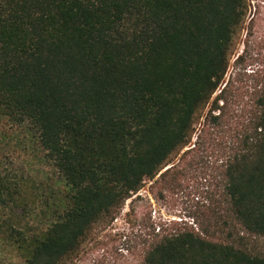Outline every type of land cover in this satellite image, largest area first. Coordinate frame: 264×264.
Here are the masks:
<instances>
[{
    "label": "trees",
    "instance_id": "16d2710c",
    "mask_svg": "<svg viewBox=\"0 0 264 264\" xmlns=\"http://www.w3.org/2000/svg\"><path fill=\"white\" fill-rule=\"evenodd\" d=\"M250 8L0 0V125L20 129L49 171L30 205L0 183V208L30 207L44 221L33 228L14 214L0 227L23 264L73 263L148 181L189 170L217 142V205L196 227L148 238L141 264H264L245 240L264 238V75L244 105L227 81ZM252 29L236 59L244 70Z\"/></svg>",
    "mask_w": 264,
    "mask_h": 264
},
{
    "label": "rangeland",
    "instance_id": "374dc122",
    "mask_svg": "<svg viewBox=\"0 0 264 264\" xmlns=\"http://www.w3.org/2000/svg\"><path fill=\"white\" fill-rule=\"evenodd\" d=\"M249 3L251 8L246 30L227 76V81L230 78L236 81L242 105L248 101V86L264 75V0H249ZM251 25L250 43L254 60L244 70L237 67L236 59L245 48L244 42L249 38ZM200 129L201 126L197 134ZM196 140L197 135L193 144ZM27 142V137L17 127L0 125V183L10 189L16 188V191L19 187L16 198L30 205L33 181L45 180L49 171L38 166ZM218 154L217 142L212 153H205L189 170H175L159 182L148 181L139 193L126 202L113 222L86 242L79 256L70 264H141L142 246L148 238L186 225L196 227V219L202 218L207 209L215 208V202L220 200ZM49 177H53L51 172ZM213 195L214 201L211 200ZM24 208H0V227L8 225L14 214L23 216L24 223L29 227L42 226L44 221L41 217L33 213L29 215L30 207ZM245 240L250 250L264 257L263 237L245 235ZM0 264H23L2 231Z\"/></svg>",
    "mask_w": 264,
    "mask_h": 264
}]
</instances>
